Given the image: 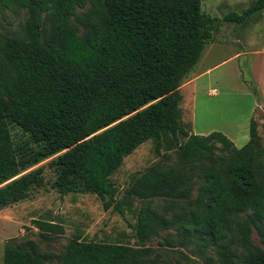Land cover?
<instances>
[{
	"label": "trees",
	"instance_id": "16d2710c",
	"mask_svg": "<svg viewBox=\"0 0 264 264\" xmlns=\"http://www.w3.org/2000/svg\"><path fill=\"white\" fill-rule=\"evenodd\" d=\"M200 2L0 0V8L28 12L21 33L3 42L0 58V209L42 185L43 167L34 166L49 158L57 192L95 194L104 209L112 206L121 215L128 209L140 240L174 228L181 240L196 236L215 246L221 264H264V251L253 248L250 237L251 226L264 237V147L257 122L251 118L248 141L236 147L224 133L194 134L182 120L179 89L215 21ZM260 9L264 0H255L224 18L242 21ZM11 124L29 139L14 141ZM147 140L156 154L174 152L177 163H154L134 176L126 195L144 204L130 210L115 201L110 177ZM154 197L167 203L165 212L151 204ZM173 205L180 211L167 217ZM238 213L247 214L239 228L244 256L226 242ZM35 224L43 238L62 230L53 221ZM13 240L4 246L3 264L50 258L33 241ZM150 253L149 247L73 237L62 264H152Z\"/></svg>",
	"mask_w": 264,
	"mask_h": 264
},
{
	"label": "rangeland",
	"instance_id": "374dc122",
	"mask_svg": "<svg viewBox=\"0 0 264 264\" xmlns=\"http://www.w3.org/2000/svg\"><path fill=\"white\" fill-rule=\"evenodd\" d=\"M253 1L201 0V10L215 18L212 37L183 81H187L191 73L200 74L196 91L193 92L191 85H183L179 89L182 95V120L189 130L200 135L220 131L236 147L248 141L251 118L257 122L264 147V117L255 107L259 101L253 85V52L256 47L264 45V9L251 13L242 21L224 18L229 12L243 13ZM87 8L89 4L86 8H77L76 14ZM27 17L26 9L0 8V58L3 56V42L21 33ZM71 22L81 33L82 28L74 17ZM258 31L263 33L262 38H259ZM247 48H251V52L237 54L247 51ZM212 89H216L217 94H211ZM10 126L14 141L29 139L28 133L20 127L15 124ZM164 153L156 154L153 142L147 140L126 155L121 166L110 177L116 187L115 201L122 200L124 206L137 211L144 202L138 197L127 196L126 190L134 176L154 163L163 167L175 166V153ZM48 161L49 158L34 166L43 167L42 185L35 187L27 199L0 209V264H3L4 246L10 238H14L12 245L33 241L40 253L50 256L44 264H62L65 248L73 237L149 247L152 264H221L215 246L205 245L196 236L181 240L174 228H168L158 230L146 240H140L135 233L136 216L128 209L123 215L112 206L104 209L102 200L91 193L60 194L52 186L55 174L48 166ZM195 196L196 190L193 189L189 198ZM151 204L158 211L165 212L163 207L167 203L162 198L154 197ZM176 211L180 210L177 205H173L167 209L166 216L170 217ZM246 216V213L235 215L232 230L226 238L229 247L241 256L246 253L239 244V228ZM35 220L53 221L61 225L62 230L60 233H50L49 238H43ZM250 237L252 247L264 251V237L255 226H251ZM234 259L240 260L239 257Z\"/></svg>",
	"mask_w": 264,
	"mask_h": 264
},
{
	"label": "crops",
	"instance_id": "0c3cea01",
	"mask_svg": "<svg viewBox=\"0 0 264 264\" xmlns=\"http://www.w3.org/2000/svg\"><path fill=\"white\" fill-rule=\"evenodd\" d=\"M257 34L259 35V38L263 37V33L261 31H258ZM250 49L251 48H247V51L237 52V54L249 53ZM253 54L255 55L254 68H253V78H254L253 79V83H254L253 85H254V89L258 95V101H259L255 107H256V109L259 110V112H261V115H262L261 117H264V45L256 47L254 49ZM191 74H192V76L187 81H185L180 86V88H182L183 85L184 86L191 85L193 92H195L197 87H198V80L200 78V74H193V73H191ZM210 93L211 94H217V90L212 89ZM208 133H210V132H208Z\"/></svg>",
	"mask_w": 264,
	"mask_h": 264
}]
</instances>
